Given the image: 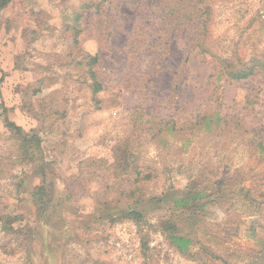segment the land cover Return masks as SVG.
Returning <instances> with one entry per match:
<instances>
[{"label":"rangeland","instance_id":"374dc122","mask_svg":"<svg viewBox=\"0 0 264 264\" xmlns=\"http://www.w3.org/2000/svg\"><path fill=\"white\" fill-rule=\"evenodd\" d=\"M208 5L205 53L142 0H13L1 11L0 264H199L160 225L176 198L210 181L228 191L193 205L211 250L194 246L201 264L264 254V77L208 86L214 57L264 64V0ZM141 29L148 43L129 52ZM217 115H228L219 128ZM197 116L209 120L194 125ZM8 120L38 135L41 151L24 160ZM127 141L136 164L116 180L113 149ZM39 158L54 185L42 213ZM131 184L144 201L115 202ZM133 210L143 219L125 216Z\"/></svg>","mask_w":264,"mask_h":264},{"label":"trees","instance_id":"16d2710c","mask_svg":"<svg viewBox=\"0 0 264 264\" xmlns=\"http://www.w3.org/2000/svg\"><path fill=\"white\" fill-rule=\"evenodd\" d=\"M13 0H0V13L5 9ZM145 5H149L155 9V12L158 13L159 18L163 21L164 28L170 27L171 29L176 30L177 32L185 31V40L189 46H193L194 49L199 50V52H206L204 48V40L207 35V25L208 18L211 13V7L208 5V0H142ZM99 10V9H98ZM101 11V10H99ZM102 13H97L96 16H102ZM110 21V20H109ZM143 29H141L140 34H134L130 36L129 41V52H135L138 47H141L145 44L146 39H144ZM148 43V42H146ZM89 65L94 66L99 62L98 56L90 58ZM151 68L148 67L145 74H149ZM90 76L92 79L93 92L99 93L103 90V85L97 79L100 74L99 71L90 70ZM218 71V76H217ZM262 74L264 77V64L259 60H252L245 64L234 66L228 60H222L220 58H212V73L210 75V81L208 86L212 85L215 81H220L221 79L226 81H242L256 77L257 75ZM216 79V80H215ZM134 78H129L127 83L133 82ZM43 82V81H42ZM177 87L174 89L176 90ZM39 90H35L37 93ZM210 96L208 95V98ZM226 116L217 115L215 120V127H220L222 123H225ZM201 120H209L208 117L203 119L202 117L197 116L194 125L201 124ZM243 123V118L239 122L242 128H245V123ZM8 129L12 131L14 136L17 138L20 151L24 160H29L32 156V149L41 151L40 145L41 140L38 135H35L33 132L26 133L22 127L17 126L11 121L6 123ZM114 147L113 156L114 164L111 166L112 170L115 172H110L115 176V179L127 178L129 176V169L135 166L136 164V153L132 149V142H124L123 147L119 146ZM259 145L262 146L264 143L259 142ZM40 159V166L38 173L43 177V185L38 187L35 194V203L38 207V211L42 213L46 209V204L52 201V196L49 195L51 192L49 189L53 188V184H47L46 168L48 163ZM95 175L96 172H95ZM139 178V177H138ZM139 182V181H138ZM135 183L137 181L135 180ZM195 183V181H194ZM115 185L111 186L110 189H113ZM228 188L223 181H210L209 184L200 185L194 191H188L183 196L175 199L174 206L178 211L177 214L172 215L161 223V228L166 240L168 241L170 247H172L178 254L197 261L199 264L202 263L200 259L199 251H195L194 246L200 244V249L207 252L211 251L209 246L206 244L201 245V238L197 237L198 232L200 231L203 223L199 219L198 211L194 209L193 205L198 202L210 201L211 199L217 200V198H224L227 195ZM243 193L246 199H249V192L243 188ZM137 188L133 189L132 184L130 187H121V199L116 200L115 202L121 203L123 200H133L134 204L144 201V194H137ZM219 197H218V195ZM48 195V200L44 201V197ZM67 201L69 197L66 198ZM213 201V200H212ZM211 201V202H212ZM251 201V200H250ZM107 203H112L106 201ZM199 208V207H197ZM125 216L131 217L138 221L143 219V214L137 210L125 213ZM188 222V224H186ZM186 224V225H185ZM184 227H189L187 231ZM192 229V230H191ZM191 230V231H190ZM203 239H207L206 236H203ZM204 240V241H205ZM218 257V256H216ZM252 264H264V254L261 256H254Z\"/></svg>","mask_w":264,"mask_h":264}]
</instances>
